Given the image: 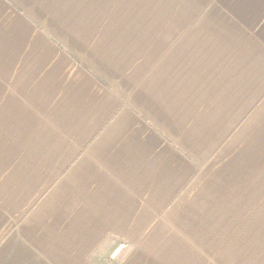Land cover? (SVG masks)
Returning <instances> with one entry per match:
<instances>
[{"label":"crops","instance_id":"0c3cea01","mask_svg":"<svg viewBox=\"0 0 264 264\" xmlns=\"http://www.w3.org/2000/svg\"><path fill=\"white\" fill-rule=\"evenodd\" d=\"M0 207L3 264H264V0H0Z\"/></svg>","mask_w":264,"mask_h":264},{"label":"rangeland","instance_id":"374dc122","mask_svg":"<svg viewBox=\"0 0 264 264\" xmlns=\"http://www.w3.org/2000/svg\"><path fill=\"white\" fill-rule=\"evenodd\" d=\"M5 214L3 209L0 207V264L4 262L5 256V229H6V220L4 218ZM11 223V221H9Z\"/></svg>","mask_w":264,"mask_h":264}]
</instances>
